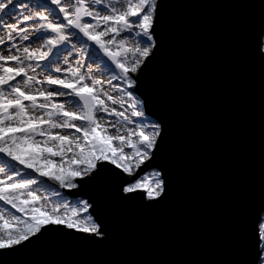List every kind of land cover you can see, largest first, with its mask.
I'll use <instances>...</instances> for the list:
<instances>
[{"label":"water","instance_id":"water-1","mask_svg":"<svg viewBox=\"0 0 264 264\" xmlns=\"http://www.w3.org/2000/svg\"><path fill=\"white\" fill-rule=\"evenodd\" d=\"M157 4L136 95L161 124L144 171L161 173L164 194L124 193L125 174L103 162L105 183L64 189L92 204L102 237L64 229L0 250V264H251L264 214V0Z\"/></svg>","mask_w":264,"mask_h":264},{"label":"snow or ice","instance_id":"snow-or-ice-1","mask_svg":"<svg viewBox=\"0 0 264 264\" xmlns=\"http://www.w3.org/2000/svg\"><path fill=\"white\" fill-rule=\"evenodd\" d=\"M157 7V0H0V250L61 232L102 237L92 204L68 201L59 189L80 187L77 178L105 183L103 162L125 174L124 193L164 194L161 173L144 171L163 143L161 124L136 95L137 74L157 44ZM37 69L47 74L39 78ZM42 177L56 200L37 194ZM258 234L251 264H264V223Z\"/></svg>","mask_w":264,"mask_h":264},{"label":"rangeland","instance_id":"rangeland-1","mask_svg":"<svg viewBox=\"0 0 264 264\" xmlns=\"http://www.w3.org/2000/svg\"><path fill=\"white\" fill-rule=\"evenodd\" d=\"M24 2H25V3H29V0H24ZM65 2H70V0H65ZM52 7H55V6L53 5ZM121 7H122V5H121ZM6 19H7V18H6ZM9 22H15V21L13 20V21H9ZM30 23H31V22H29V24H30ZM17 43H18V44L23 43V44L26 45V46H30V47L36 48V47H39V45H40L41 42H40V41H36V42L31 43L30 45H29V42H26V41H25V42L17 41ZM73 43L77 44V47H79V43L77 42L76 39H73ZM89 43L91 44V42H89ZM3 47H5V46H0V48H3ZM92 51H95V48H94V47L92 48ZM5 54H7V52H5ZM75 59H76L75 56H73V57L70 58V60H75ZM89 63H91V61L85 59V68L82 69V70H86L87 65H88ZM8 66H10V67H15V64L12 63V62H10ZM60 66H61V67H65V66H66V65H64V63H63V60H61ZM93 66H94V65H93ZM37 72L40 74V77H39V78H43V76L47 74V73L43 72L41 69H37ZM53 74H55V73H53ZM57 75H59V74H57ZM93 75H94V76H97V78L107 79L106 76L101 77V76L99 75V73H98V72H95V71L93 72ZM17 80H20V78L17 77ZM113 83H116V82L113 81ZM105 89L107 90V85H105ZM64 99H66V98H64ZM64 99H62L61 101H63ZM27 103H28V102H27ZM68 110H75V109L72 108V107H70ZM143 111H144V110H143ZM106 119H111V118H106ZM150 121H152V120L150 119ZM101 123H103V121H101ZM63 134H69V132H68V131H65ZM111 134H115V133L112 132ZM115 146H118V145H115ZM125 151H126V152H130V149H127V148H126ZM150 172H157V171H155V170H151V171H147L145 174L150 173ZM41 180L44 181V183H45V187H40V190L37 192V194H38V195H41V196L48 195L49 198H50V200H56L57 198H55V197H51V196H50V190L46 187L47 185H51L52 182H51V181H48L47 178H44V177H42ZM76 183H77V182H76ZM33 187L36 188V187H38V186H33ZM56 187H57V189L59 188L58 185H57ZM59 190L64 194V197H67L68 201H72V200L78 198V197H72V196H70V195L68 194V192H67L66 190H64V189H59ZM145 195H146V192H145ZM146 197H147V195H146ZM62 198H63V197H61V199H62ZM79 199H81V198H79ZM147 199H148V198H147ZM82 200H83V199H82ZM0 203H2V202H0ZM9 207H10V206H9ZM11 211L15 212L14 209L11 210ZM263 215H264V214H263ZM262 223H264V219H262V222H261L260 224H262Z\"/></svg>","mask_w":264,"mask_h":264},{"label":"bare ground","instance_id":"bare-ground-1","mask_svg":"<svg viewBox=\"0 0 264 264\" xmlns=\"http://www.w3.org/2000/svg\"><path fill=\"white\" fill-rule=\"evenodd\" d=\"M60 100L64 99V97L59 98ZM27 104V101L25 102Z\"/></svg>","mask_w":264,"mask_h":264}]
</instances>
